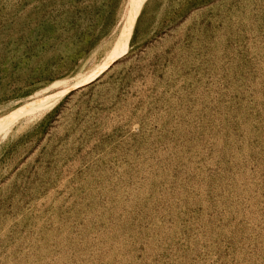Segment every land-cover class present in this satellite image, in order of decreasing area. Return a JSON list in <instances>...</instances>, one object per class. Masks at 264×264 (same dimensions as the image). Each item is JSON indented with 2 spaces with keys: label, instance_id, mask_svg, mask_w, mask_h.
I'll use <instances>...</instances> for the list:
<instances>
[{
  "label": "rangeland",
  "instance_id": "rangeland-1",
  "mask_svg": "<svg viewBox=\"0 0 264 264\" xmlns=\"http://www.w3.org/2000/svg\"><path fill=\"white\" fill-rule=\"evenodd\" d=\"M0 264H264V0H0Z\"/></svg>",
  "mask_w": 264,
  "mask_h": 264
}]
</instances>
